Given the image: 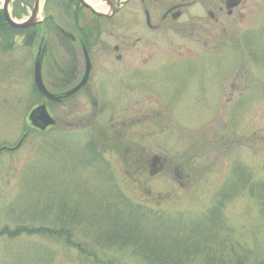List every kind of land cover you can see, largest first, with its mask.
<instances>
[{"label":"rangeland","instance_id":"1","mask_svg":"<svg viewBox=\"0 0 264 264\" xmlns=\"http://www.w3.org/2000/svg\"><path fill=\"white\" fill-rule=\"evenodd\" d=\"M214 1L190 9L196 27L181 28L185 17L162 31H149L142 23L138 0L110 17L76 6L75 27L70 0H49L45 11L42 1L39 16L46 12L76 35L83 28L90 36L91 54L107 55L93 67L88 86L108 99L100 120L109 126L117 120V126L123 114L138 119L123 138L108 131L99 154L89 143V92L77 96L74 107L49 104L55 127L38 131L32 126L30 111L44 101L34 83L39 39L27 45L22 35L0 36V231L25 223L52 226L44 207L57 203L56 211L62 199L77 200L87 214L95 204L88 216L93 229L108 226L98 204L113 186L136 204L174 216L161 223L147 218L149 234L169 236L173 227L183 225L187 232L198 231L201 243H210L209 259L264 261V211L249 193L250 183L264 184V0H243L235 14H217L220 23L207 14ZM28 10L15 19L27 18ZM11 11L21 13L13 3ZM55 40L44 43L49 59L43 75L49 86L55 81L52 54L61 53V42ZM117 44L130 60L134 57L135 63L128 67L125 62L123 70L110 65ZM75 49L78 80L86 60L82 44L75 42ZM135 66L141 68L137 73ZM137 149L144 163L140 170L130 162ZM155 153L166 164L154 175L146 161ZM241 178L250 179L248 187H235L221 215L203 220L222 190ZM187 218L200 220L190 226ZM37 247L50 249L53 264H149L131 248L95 251L103 262L85 258L62 238L45 235L12 240L0 236V264H37L44 258Z\"/></svg>","mask_w":264,"mask_h":264},{"label":"trees","instance_id":"2","mask_svg":"<svg viewBox=\"0 0 264 264\" xmlns=\"http://www.w3.org/2000/svg\"><path fill=\"white\" fill-rule=\"evenodd\" d=\"M0 19L2 20L0 22L1 35L9 34L11 28L3 23L4 19L1 12ZM28 33L29 35L25 41L27 45H31L34 42V35L30 31ZM241 183L243 185L242 188H246L250 183V179L241 178L238 182L235 181V183L231 184V192V188L229 190L223 189L214 206L202 214V219H212L219 214L221 215L225 201L232 196L235 187L238 190ZM249 186L250 195L260 202L264 211V184L250 183ZM56 204L54 203V206H49L48 204L44 207V210L48 211L47 218L54 220L52 226H35L25 223L12 230L8 227L2 229L0 236L11 240L23 235L29 237L36 235L59 237L68 246L77 249L83 257H93L94 260L100 262H103V260H99L95 251L131 248L134 254L149 264H193L197 259L205 261V256H207V264H230L223 256H217L223 258L219 262L217 261L218 258L215 257L209 259L208 255H211L209 252L210 243H201L198 239L200 236L198 231L192 229L187 232L183 225L173 227L168 232L170 233L169 236L166 235V232L157 233L155 231L154 234H149L147 229L150 226V219L147 218H154L155 223H161L165 218L174 219V216L164 215L136 204L127 199L117 188L114 190L113 186L104 201L98 204L101 214H106L110 221L108 226H103L99 229H93L95 228V226L93 227V220L88 217L95 204L91 206L88 214L81 203L75 199H62L58 210L55 211ZM186 220L190 221L189 225L192 226L194 225L193 221L198 220L195 222V224H198L200 219L192 221L187 218ZM221 223L223 224L222 220ZM103 228L106 231L105 234ZM102 234L105 236L101 237ZM34 247L36 246L34 245ZM37 249L44 256L37 264H53L50 249H40V247H37ZM241 260V258L237 259L236 263L241 264ZM104 263L112 264L110 261ZM257 264H264V261H259Z\"/></svg>","mask_w":264,"mask_h":264},{"label":"flooded vegetation","instance_id":"3","mask_svg":"<svg viewBox=\"0 0 264 264\" xmlns=\"http://www.w3.org/2000/svg\"><path fill=\"white\" fill-rule=\"evenodd\" d=\"M122 0H114V6L118 7L120 2ZM214 0H138L137 6L139 8V11L141 12L142 15V23L146 26V28L149 31H162L164 29H168L172 27L174 24L180 22V20L184 19L185 17H189L188 19L185 20L184 25L181 28L187 29V27H196L197 26V20L194 19L193 15L189 16L190 14V9L195 7L198 4H201L203 2H210ZM2 2V0H1ZM15 5L16 10H20L21 13H18L17 11L12 13L11 9V17L15 19L16 17H22V12L26 14L29 12L28 9L33 10L36 0H10ZM6 1V4L12 6V3ZM134 0H129L123 6L117 10L116 13H114V16L119 15L122 11H124L128 6H130ZM243 3V0H215L212 5L213 9H209L207 14L210 15L211 21L214 23H220L221 18H219V14H223L226 12L228 15H233L235 14L236 10L240 8L241 4ZM42 5V4H41ZM30 6V7H29ZM43 6H44V11L45 8L49 7V0H43ZM83 6L81 4L80 0H70V4L67 5L69 9H73V25L74 27L76 26V22L79 20V18L76 16V8L77 7ZM83 8H86L85 6ZM76 10V11H74ZM215 11V12H214ZM0 12L2 13L3 19H4V24H6L7 27L11 28V31H9L10 37L14 38L17 35H22L25 40L27 39L29 35V31L34 35V43L38 41V49H37V55H39V58L42 60V67H43V72H44V66L47 64L48 59H49V54H48V47L44 46L45 40H47L50 37L57 38L55 42L60 43L61 42V53H53L52 54V61L51 64L53 65V71H54V83L51 82L52 84L49 86V84L45 81V85L47 89L55 95V98L57 99H49L44 93L38 90V93L44 101L36 105L35 108H37L40 105H46L49 112L50 110V105L53 104L55 106H62V105H69L71 107H74L76 97L79 96L83 92H89L87 94V98L89 99V103L92 107V112L90 116L88 117L87 124L89 123V129H88V134L90 136V145L94 147V153L99 154V146L101 139L104 138L109 131L110 133L116 134L118 137L123 138L126 134H130L129 130L133 129L135 126V123L138 121L135 120V116H131V119L129 120V116H122L121 121H118V125L116 126L115 122L117 123V120L111 122V125L109 126V123L104 120H100L102 117V113H106V105H107V100L105 99L106 96L104 94H101L99 96L96 95V93H93L88 90V86L91 83V77H92V70L93 67H95L99 62H102L103 59L107 56L105 55V52H99L103 56L99 55L98 57H95L91 54L92 51V46L89 45L91 44L90 42V36L89 33L84 30L83 28H78L79 34L76 35V33H69L63 30L59 24V21L56 20L54 17L47 15L46 12L42 16H38L36 18V21L33 23V26L28 27V28H23V29H18V28H13L10 26L9 22L5 18L3 8L0 6ZM31 12V11H30ZM110 12V9L107 11V13ZM30 14V13H29ZM27 18H24L23 21L28 20ZM95 16H98L94 13H92ZM218 14V15H217ZM40 15V14H39ZM135 16L140 14H134ZM16 21H21L18 19H15ZM2 20L0 19V22ZM203 26V25H202ZM207 26H215L211 24H207ZM199 27V26H198ZM14 29V30H13ZM10 30V29H9ZM17 30V31H16ZM1 36V33H0ZM3 36V35H2ZM58 38H61L64 40L63 42L60 41ZM101 39V37H100ZM99 37L97 40L92 41V43L95 44L96 41L100 40ZM54 41V40H53ZM82 44V50L83 54H85V67H84V73L82 77L75 78L76 70H77V61L79 60V57L77 56V52L75 49V42ZM85 47L83 48V46ZM85 49L88 51V60L86 56ZM115 52L117 53L114 55L115 61L110 64L114 65L116 67L114 70L120 69L124 66L125 62L127 63L126 66L129 67V65L132 62V59L134 57H131L132 59L130 60L128 58V55H126L124 52H120V45H115L114 47ZM105 55V56H104ZM102 58V60H101ZM146 60H150V57L144 58ZM152 60V59H151ZM136 61V60H135ZM105 62V61H104ZM103 62V63H104ZM81 63V62H80ZM88 63L90 65V74L87 79V82L84 84V86L75 94L73 95H68V93L76 88L84 79L88 67ZM135 63V62H132ZM134 67V66H133ZM136 67V66H135ZM127 70L126 68H124ZM141 69L139 66H137L133 72H136L137 70ZM120 70H123L120 69ZM137 73V72H136ZM135 73V74H136ZM139 74V73H138ZM43 78L44 75H43ZM122 79V78H121ZM88 90V91H87ZM112 100V98H111ZM33 108L30 113L35 109ZM51 116L56 120V123L54 127L58 124L56 116L52 111L50 112ZM76 117V116H75ZM86 117V118H87ZM38 130V129H37ZM112 137H114L112 135ZM102 143V142H101ZM133 150H127V152H130ZM134 152V151H133ZM133 155V154H132ZM139 155L138 149L135 151L132 159H131V166H136L139 168L138 170L143 168V161L142 158H138L137 156ZM148 164L152 166V174H157L160 173L161 171L164 170L165 164H166V159H164L162 156L158 154H153L152 157H149L146 161ZM181 177V174H179Z\"/></svg>","mask_w":264,"mask_h":264},{"label":"water","instance_id":"4","mask_svg":"<svg viewBox=\"0 0 264 264\" xmlns=\"http://www.w3.org/2000/svg\"><path fill=\"white\" fill-rule=\"evenodd\" d=\"M6 1H7V3L10 2V0H6ZM42 1L43 0H36L35 6L33 8V11H32L30 18L24 22H17L15 20H13L11 18L9 5L5 3V5H4L5 18L9 22L10 26L13 28L23 29V28L31 27V26H33V23L36 21V18L38 17ZM80 1L85 7L91 9L96 14H98L100 16L110 17L114 13H116L117 10L120 9L123 6V4H125L129 0H122L118 7L114 6V3H113L114 0H105L106 9H108V10L110 9V12H108V13L96 9L94 6H92L91 4L86 2L85 0H80ZM85 52H86V56H87V60H88V55H87L86 49H85ZM89 74H90V65L88 63V68H87L86 75H85L83 81L76 88L71 90L68 93V95H73V94L77 93L84 86V84L87 82ZM34 76H35V83H36L37 88L42 93H44L49 99H51V100L57 99V98H55V95L52 94L44 84L43 76H42V60H41V58H39V56L35 61ZM31 120H32L34 125H36L37 127H39L40 129H43V130H45L47 127L55 124L54 119L49 115V113L47 112L46 107L44 105L40 106L39 108H37L32 113Z\"/></svg>","mask_w":264,"mask_h":264},{"label":"bare ground","instance_id":"5","mask_svg":"<svg viewBox=\"0 0 264 264\" xmlns=\"http://www.w3.org/2000/svg\"><path fill=\"white\" fill-rule=\"evenodd\" d=\"M86 2H88L89 4H91L92 6H94L96 9L101 10V9H105V0H85Z\"/></svg>","mask_w":264,"mask_h":264}]
</instances>
